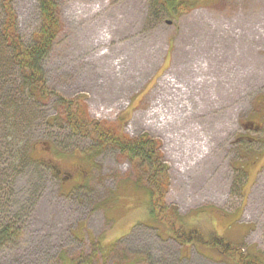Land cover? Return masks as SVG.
I'll use <instances>...</instances> for the list:
<instances>
[{
  "label": "rangeland",
  "instance_id": "obj_1",
  "mask_svg": "<svg viewBox=\"0 0 264 264\" xmlns=\"http://www.w3.org/2000/svg\"><path fill=\"white\" fill-rule=\"evenodd\" d=\"M174 1L195 9L57 0L60 33L42 62L51 94L39 103L0 50V152L13 136L32 155L11 214L7 202L0 207V219L22 224L0 264H235L178 244L180 224L264 264V0ZM12 6L30 44L37 2ZM55 95L77 99L116 138L152 139L166 188L149 185L147 162L111 146L95 154V141L63 121ZM9 116L17 128L5 131ZM51 166L74 181L61 183Z\"/></svg>",
  "mask_w": 264,
  "mask_h": 264
},
{
  "label": "trees",
  "instance_id": "obj_2",
  "mask_svg": "<svg viewBox=\"0 0 264 264\" xmlns=\"http://www.w3.org/2000/svg\"><path fill=\"white\" fill-rule=\"evenodd\" d=\"M40 16L38 30L31 35L30 44H24L18 33L17 14L12 6L13 0H2L0 4V50L8 53V60L19 73L22 79L21 85L25 88L34 103L45 101L49 98L50 91L46 88L45 78L42 71V62L48 56L60 33V17L57 8V0H36ZM165 9L184 12L194 10L190 4L181 1L176 3L174 0H161ZM56 96V95H55ZM57 97V105L63 121L69 125L74 134L92 138L95 141L93 152L99 151L106 146L117 149L121 155L130 160L147 162L150 173L147 176L149 185L165 186V179L158 159L160 153L157 151V144L147 136L136 139L116 138V134L111 128H102L101 123L88 120L83 105L76 99H63ZM9 116L3 123V130L11 131L17 127ZM25 149L18 147L15 137L11 136L10 141H3L0 152V173L3 179H0V194H4L6 199L2 201L0 196V207L7 205L9 210L11 200L14 197V182L19 178L24 163L32 161L31 153L24 152ZM32 151V150H31ZM97 154V153H95ZM93 157V156H91ZM4 166V167H3ZM6 167V168H5ZM158 191H156L157 194ZM164 193L158 195L162 198ZM155 193H152V203L155 204ZM159 198H156L158 200ZM7 202V204H6ZM151 207L152 206L151 204ZM152 212V210H151ZM155 214V210L152 215ZM16 216V215H14ZM167 220L174 221L166 215ZM158 221H162L158 217ZM175 219V218H174ZM21 228L17 220L9 217L7 220L0 219V248H9L14 246L21 236ZM180 232H172L174 240L185 245H203L211 248L221 255L229 257L235 261V264H258L256 259H245L239 254L233 246L227 243L223 238L210 232L204 234L196 226H184L180 224ZM82 264V263H81Z\"/></svg>",
  "mask_w": 264,
  "mask_h": 264
},
{
  "label": "flooded vegetation",
  "instance_id": "obj_3",
  "mask_svg": "<svg viewBox=\"0 0 264 264\" xmlns=\"http://www.w3.org/2000/svg\"><path fill=\"white\" fill-rule=\"evenodd\" d=\"M46 162H48V160H46ZM51 170L54 172L55 177L61 181V183L68 184L74 181L73 174L57 169L55 166H51Z\"/></svg>",
  "mask_w": 264,
  "mask_h": 264
},
{
  "label": "bare ground",
  "instance_id": "obj_4",
  "mask_svg": "<svg viewBox=\"0 0 264 264\" xmlns=\"http://www.w3.org/2000/svg\"><path fill=\"white\" fill-rule=\"evenodd\" d=\"M157 104V103H156ZM155 115V114H154ZM201 145V144H200ZM202 156V155H201Z\"/></svg>",
  "mask_w": 264,
  "mask_h": 264
}]
</instances>
